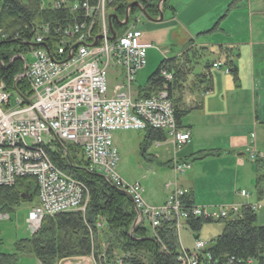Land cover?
I'll return each instance as SVG.
<instances>
[{
  "label": "built area",
  "instance_id": "2783aa9c",
  "mask_svg": "<svg viewBox=\"0 0 264 264\" xmlns=\"http://www.w3.org/2000/svg\"><path fill=\"white\" fill-rule=\"evenodd\" d=\"M38 1L40 11H64L69 18L57 27L42 25L36 32V49L28 52L30 62L21 75L28 96L11 94L0 83V188H11L22 178L34 181L38 206L26 221L30 234L39 230L45 217L83 212L88 202L84 186L50 160L48 150L56 149V143L80 149L86 170L123 190L132 200L137 221L152 229L170 218L178 224L191 218L225 219L228 212L223 208L184 209V193L175 180L165 185V204L148 207L140 185L126 184L115 172L118 158L112 134L116 131L160 130L176 148L189 141L177 130L166 90L135 98L134 79L145 65L148 49L140 42V30L130 28L109 40L107 9L113 0ZM161 76L171 80L169 74L161 72ZM251 139L245 154L256 159L260 156L252 151L254 135ZM171 166L176 176L190 168L187 162L174 161ZM203 248L204 243L196 241L193 252L180 251L178 263L200 264Z\"/></svg>",
  "mask_w": 264,
  "mask_h": 264
},
{
  "label": "trees",
  "instance_id": "16d2710c",
  "mask_svg": "<svg viewBox=\"0 0 264 264\" xmlns=\"http://www.w3.org/2000/svg\"><path fill=\"white\" fill-rule=\"evenodd\" d=\"M134 2L139 3L148 17H158L159 0H113L109 8L113 15L123 20L127 6ZM167 2L162 3L161 12H164ZM39 8L38 0H0V83L11 94L29 95L25 80L15 81L22 65L14 57L36 49L30 46L42 25L57 27L69 18L64 11H40ZM136 10H130L129 22L130 15L137 13ZM112 28L119 37L127 27L112 22ZM186 51L178 57L161 60L147 78L145 87L136 90L137 99L149 98L166 90L177 127L182 118L197 106L186 107L182 97L175 98L174 95L182 91L183 84L189 76L195 75L193 70L207 56L203 48H194L192 41L188 42ZM227 58L225 66L235 76L236 70ZM210 65V62L206 63L192 83L198 87L201 82L203 93L210 88L209 74L204 73ZM161 72L169 74L171 80L166 81ZM144 133L141 147L165 141V134L160 130L146 129ZM55 146V152L48 151L49 158L57 168L84 186L88 193L85 211L83 214L67 212L44 218L34 235L15 244L16 254L32 255L39 264H58L81 257L93 258L94 264H178L180 246L175 220L161 221L154 230L155 238L151 237L145 222L134 225L136 214L125 192L107 183L100 175L88 173L78 148L70 144ZM33 189L36 190L30 178L19 179L11 188H0V214L14 211L25 202L22 198L24 192ZM182 200L184 209L193 206L191 195L186 193ZM236 216L216 222L222 225V231L210 240V246L205 250L210 259L204 257V264H226L229 257L243 259L242 262L252 259L256 264H264V227L256 226V215L249 207H242ZM185 224L192 233H198L203 225L211 222L191 218ZM0 264H17L16 255L0 254Z\"/></svg>",
  "mask_w": 264,
  "mask_h": 264
},
{
  "label": "crops",
  "instance_id": "0c3cea01",
  "mask_svg": "<svg viewBox=\"0 0 264 264\" xmlns=\"http://www.w3.org/2000/svg\"><path fill=\"white\" fill-rule=\"evenodd\" d=\"M236 2L238 5L235 0L168 2L163 21H147L140 40L148 49L165 47L160 50L161 55L164 51L170 52L172 47L184 46L182 50H185L192 41L194 48L204 49L207 57L212 59L211 64L219 63L220 68L210 67L204 72L209 74L208 92L203 93L200 82L184 96L186 107L197 106L176 126L181 134H188L189 141L176 149L172 138L165 135L164 142L149 144L146 151L149 152L152 145L155 150L165 146L169 158L164 167L169 171L173 160L189 163L190 169L176 178L177 186L191 195L193 206L223 208L228 212L227 217L239 215L242 207H250L252 211L255 205L259 206L257 210L264 208V161L251 160L245 154L252 142L251 135H254L252 151L264 154V3ZM130 27L131 24L127 26ZM226 57L236 70L235 76L225 66ZM118 133L113 134V143H116ZM158 157L157 153L149 156L155 162ZM258 178H261L259 182ZM164 185L158 191L143 189L144 202L150 207L163 206L167 198ZM231 207H235V211ZM221 220L226 219L210 222ZM204 226L206 224L198 233H192L184 222L180 227L187 230L192 245L194 240L203 241L205 251L210 240L221 233L222 225L210 234L211 238L201 236ZM256 226L264 227V224ZM178 241L179 255L180 251L188 252L179 236ZM206 252L202 257L209 260ZM72 261L74 264H93L90 257ZM200 264H204L203 260Z\"/></svg>",
  "mask_w": 264,
  "mask_h": 264
},
{
  "label": "rangeland",
  "instance_id": "374dc122",
  "mask_svg": "<svg viewBox=\"0 0 264 264\" xmlns=\"http://www.w3.org/2000/svg\"><path fill=\"white\" fill-rule=\"evenodd\" d=\"M183 1L185 0H168V2L172 4H177V3L181 4ZM229 1L230 0H228V2ZM236 1L237 0H235V3L238 5V2ZM251 1L254 2L255 4L257 1L264 3V0H251ZM244 5H246V3H244L243 6ZM108 13L110 14L111 11L108 10ZM135 14L136 12H133V14L130 15V22L131 21L134 22V19H136V22H134V27L140 29L141 31H144L143 26L147 23V21L143 16H140L139 13H137L136 15ZM166 47L169 48V45H166ZM183 47L184 46H180L177 48L172 47L171 51L169 52L166 58H171L176 56L177 52H180ZM164 48L165 47L160 49L150 48L147 50L145 65L137 73L134 80L135 90L143 89L145 87L147 78L156 70L158 64L163 59L160 50L161 49L163 50ZM184 51H186V49L182 50L181 53H183ZM211 60L212 59L207 56L205 58H202L200 65L196 66V68L193 70V73L195 75L200 73L201 68ZM26 61L28 62L30 61L29 56H26ZM22 68L23 67L21 66V70ZM195 75L192 77L190 76L187 79L186 83L183 84L184 86L182 88V91L180 93H175L174 95L175 98L180 96L182 97L183 100H185L184 96L189 94L191 92V89H193L192 83H193V79L196 78ZM80 111L81 110H79L78 113H80ZM117 137L118 138L116 143H113L117 150V157H118L115 172L122 181H124L126 184H133L135 182H139L142 190L144 189L147 190L148 192H151L152 190L158 191L161 188L163 189V185L167 183V181L173 180L174 176L171 170L169 171L167 168L164 167L165 166L164 162H166L167 158H169L168 153L164 151L166 149L165 146H161L159 147V150H155L156 149L155 146L152 145L150 151L147 152L148 151L147 148L141 147V143L144 138L143 131H129V132L120 131L117 134ZM143 148H145L147 151L146 150L144 151ZM167 149L170 150V147H167ZM154 153H157L159 155L157 162L152 161L149 158V156L154 155ZM258 159L260 158H256L254 160H258ZM145 205L149 207V205H147L146 203ZM37 206H38L37 199L35 198L30 201L21 203L19 206H17L14 209V211L0 216V254L16 255L17 264H39L32 255L16 254L15 252V244L18 241L26 240L31 236L28 229V225L26 223V219L29 216V212H31L32 209ZM152 208L154 207L152 206ZM234 208L235 207H231L230 209H234ZM84 211L80 213L83 214ZM255 214H256V224L257 225L264 224L262 223V221L264 220V208L257 211L255 210ZM171 220H175V224H178L177 220L174 218H170L167 221H171ZM182 225L183 222H180L177 226L179 232V233L177 232L179 236V240L182 243L184 241L186 251L192 252L193 247H195V243H193V245L191 244V240L188 236L187 230H185L183 227H180ZM220 226L221 225L218 223L206 224V226L203 227L201 236L207 235L208 238H211L210 234H214V231L216 229H219ZM150 236L151 237L154 236V233H150ZM104 248L105 247L103 246V249ZM72 260L73 259H67L64 260V263L59 262L58 264H74ZM229 260L231 261V264H256L252 259H244V262H242L241 260L243 259L236 260L233 257H229Z\"/></svg>",
  "mask_w": 264,
  "mask_h": 264
},
{
  "label": "water",
  "instance_id": "95a60500",
  "mask_svg": "<svg viewBox=\"0 0 264 264\" xmlns=\"http://www.w3.org/2000/svg\"><path fill=\"white\" fill-rule=\"evenodd\" d=\"M166 0H159L158 4H157V8L158 10L160 9V6L162 5L163 2H165ZM137 9L140 13L141 16H143L145 18L146 21H149V22H157V23H160L163 19V15L162 13L159 11V18L156 19V20H153L152 18L148 17V15L146 14L145 10L139 5V3L137 2H134V3H131L127 6L126 8V11H125V18H124V21L120 23L121 26H125L127 23H128V16H129V12L131 9ZM108 20H109V23H108V27H109V30H110V34H111V37L109 38L110 40H114L115 38V34L111 28V24H110V20H114V21H117V18L116 16L114 15H110L108 17ZM118 22V21H117Z\"/></svg>",
  "mask_w": 264,
  "mask_h": 264
},
{
  "label": "bare ground",
  "instance_id": "6f19581e",
  "mask_svg": "<svg viewBox=\"0 0 264 264\" xmlns=\"http://www.w3.org/2000/svg\"><path fill=\"white\" fill-rule=\"evenodd\" d=\"M258 155L260 156L259 158H260V160H262V161H264V154L263 153H258ZM249 158V157H248ZM251 160H254V159H251ZM189 170V169H188ZM258 205H255V206H253L252 207V209H253V211H255V210H257L258 209V207H257ZM0 216H1V214H0ZM229 217H226L225 219L227 220ZM81 258H89V257H81ZM91 258V257H90ZM92 259V262L94 261L93 260V258H91ZM94 264V263H93Z\"/></svg>",
  "mask_w": 264,
  "mask_h": 264
},
{
  "label": "flooded vegetation",
  "instance_id": "af4514ba",
  "mask_svg": "<svg viewBox=\"0 0 264 264\" xmlns=\"http://www.w3.org/2000/svg\"><path fill=\"white\" fill-rule=\"evenodd\" d=\"M24 195H25V198L27 200H29V201L36 198L35 197V193L32 192V191L30 192V191L26 190L25 193H24Z\"/></svg>",
  "mask_w": 264,
  "mask_h": 264
}]
</instances>
